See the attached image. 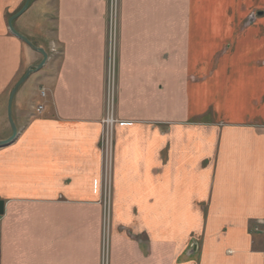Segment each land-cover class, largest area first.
Wrapping results in <instances>:
<instances>
[{
  "label": "crops",
  "instance_id": "obj_1",
  "mask_svg": "<svg viewBox=\"0 0 264 264\" xmlns=\"http://www.w3.org/2000/svg\"><path fill=\"white\" fill-rule=\"evenodd\" d=\"M107 5L0 0V264H102ZM118 83L110 264H264V0H122Z\"/></svg>",
  "mask_w": 264,
  "mask_h": 264
},
{
  "label": "rangeland",
  "instance_id": "obj_2",
  "mask_svg": "<svg viewBox=\"0 0 264 264\" xmlns=\"http://www.w3.org/2000/svg\"><path fill=\"white\" fill-rule=\"evenodd\" d=\"M107 54H106V79H105V114L102 119V132L99 140V150L102 157V178H101V200L100 203L102 205L103 210V244H102V257L103 251L108 259L107 263L110 264V248L108 242V235L111 226L112 220V193H113V172H114V158H115V135H116V127L119 125H124V121H121L117 118L116 108H117V99L119 93V83H118V68H119V50H120V40H121V4L122 0H107ZM255 14H251L249 18L253 19ZM252 21V20H251ZM51 52H56V48L53 46V42L50 44ZM115 73V94L116 98L111 96V102H114L113 107L109 106V102L107 103L106 99V91L107 86L109 85V78L111 75ZM45 90L41 91L42 93ZM43 97V96H42ZM115 99V100H114ZM43 107V106H39ZM38 107V108H39ZM37 108V112H38ZM38 114H40L38 112ZM114 115L115 122L112 129L113 135V143H112V161L109 167H106L101 142H102V134H103V122L106 118L111 115ZM107 204L108 212L107 215L105 213L104 205ZM105 239V240H104ZM105 244V245H104ZM195 243L191 244V248H193Z\"/></svg>",
  "mask_w": 264,
  "mask_h": 264
},
{
  "label": "built area",
  "instance_id": "obj_3",
  "mask_svg": "<svg viewBox=\"0 0 264 264\" xmlns=\"http://www.w3.org/2000/svg\"><path fill=\"white\" fill-rule=\"evenodd\" d=\"M114 92H115V73H113L111 77L109 78V85L107 86V91H106L107 103L109 102V106L111 107H113V104H114V102H111L110 100L111 96L113 98H116V94ZM45 95L46 93L43 92L42 96L44 97ZM42 111H43V107H39L38 112L41 113ZM114 122H115V117L113 114L109 116L108 118H106L103 122L104 129H103V134H102L101 148H102V154H103L106 167H109L112 161V143H113L112 129L114 126ZM104 208H105V213L107 215V212H108L107 204L104 205ZM253 232L261 233L264 235V227L256 226L253 229ZM193 248L197 249V245H193ZM107 261L108 259L103 251L102 264H108Z\"/></svg>",
  "mask_w": 264,
  "mask_h": 264
},
{
  "label": "water",
  "instance_id": "obj_4",
  "mask_svg": "<svg viewBox=\"0 0 264 264\" xmlns=\"http://www.w3.org/2000/svg\"><path fill=\"white\" fill-rule=\"evenodd\" d=\"M27 7H25L23 9V11L26 9ZM21 11L19 14L15 15L14 17H12V19L10 20V29H11V32L16 35L17 37H19L24 43H26L29 47H31L33 50L37 51L38 53H40L42 56H43V60L42 62L36 66L35 70L34 69H30L27 71V73L24 75V77L22 79H20L18 81V83L15 85L14 89L12 90L11 94H10V97H9V102H8V115H9V122H10V125H11V129H12V135L6 139V140H3V141H0V148L2 147H5L9 144H11L12 142L15 141V139L17 138V135H18V130H17V127L13 121V118H12V105H13V101H14V97L17 93V91L19 90V88L21 87V85L28 79V77L34 72V71H37V70H40L42 69V67L45 65V63L47 62L48 60V55L47 53L43 50V49H40V48H36L27 38L21 36L19 33H17V31L13 28V25H12V22L23 12ZM3 212H4V202L3 201H0V216L3 215Z\"/></svg>",
  "mask_w": 264,
  "mask_h": 264
},
{
  "label": "bare ground",
  "instance_id": "obj_5",
  "mask_svg": "<svg viewBox=\"0 0 264 264\" xmlns=\"http://www.w3.org/2000/svg\"><path fill=\"white\" fill-rule=\"evenodd\" d=\"M48 55V54H47Z\"/></svg>",
  "mask_w": 264,
  "mask_h": 264
}]
</instances>
